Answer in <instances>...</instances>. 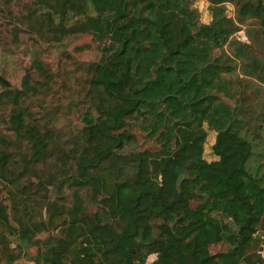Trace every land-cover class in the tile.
<instances>
[{"label":"trees","instance_id":"obj_1","mask_svg":"<svg viewBox=\"0 0 264 264\" xmlns=\"http://www.w3.org/2000/svg\"><path fill=\"white\" fill-rule=\"evenodd\" d=\"M56 1L70 10L90 3L93 14L81 26L107 45L90 82L95 114L84 117L82 144L71 156L21 108V100L37 91L31 76L21 89L0 80L3 100L15 107L11 129L31 145L32 160L41 163L58 152L65 165L75 164L59 182L77 188L73 203L54 207L61 236L40 242L37 262L264 264L258 252L264 165H252L264 157L256 150L264 138L251 132L246 110L227 101L233 82L224 73L236 69L234 59L212 55L237 31L225 8L214 6L211 24L198 26L190 0ZM238 16L264 22V0L244 2ZM232 45L243 75L264 86V62L249 54L248 44ZM36 67L46 74L42 64ZM205 123L217 133L212 161L203 157ZM136 132L154 149L125 153L139 143ZM0 144V179L16 186L10 141L0 137ZM105 172L125 177L110 186ZM86 193L95 212L86 206ZM0 222L12 227L6 206H0ZM21 225L20 239L31 242V228Z\"/></svg>","mask_w":264,"mask_h":264},{"label":"rangeland","instance_id":"obj_2","mask_svg":"<svg viewBox=\"0 0 264 264\" xmlns=\"http://www.w3.org/2000/svg\"><path fill=\"white\" fill-rule=\"evenodd\" d=\"M47 1L0 0V80L5 79L14 88L21 89L25 77L31 76L37 91L23 98L20 106L29 112L31 122H38L43 132L50 130L57 145L71 156L82 144L84 117L95 114L96 99L90 82L94 66L101 61L102 49L107 44L81 26L93 14L90 3L88 7L78 3L81 7L70 10L56 0ZM244 2L259 4L260 0H190V7L198 26L211 24L214 6H223L225 15L237 26L229 41L222 48L214 49L212 55L223 59L228 55L234 59L236 69L232 74L224 73L233 82V98L227 101L244 108L248 115L244 119L248 117L251 132L257 131L264 138V86L255 77H245L242 61L233 57L232 43L239 41L250 46L249 54L264 62V22L239 17L238 11ZM37 63L42 64L48 75L37 69ZM3 88L0 82V137L10 141L11 166L18 181L15 186L0 179V206H6L12 226L8 228L0 222V264H39L40 242L61 236V219L59 215L54 216V207L71 206L78 192L68 181L59 184L63 174L75 169V164L72 159L65 165L58 152L41 163L32 160L31 145L17 139L11 129L10 118L15 107L3 100ZM203 128L207 132L203 157L212 161L217 159L213 153L217 133L206 123ZM136 133L139 143L129 146L125 153L154 149L152 141ZM201 133L202 130L194 131L196 136ZM0 148L5 149L2 144ZM256 150L263 152V145ZM262 162L264 165L263 156L253 159L252 165ZM103 175L110 186L116 178L125 177L111 172ZM87 195L84 196L86 206L95 212L97 208ZM21 224L31 228L29 243L19 237ZM155 259L156 256H150L148 262Z\"/></svg>","mask_w":264,"mask_h":264},{"label":"crops","instance_id":"obj_3","mask_svg":"<svg viewBox=\"0 0 264 264\" xmlns=\"http://www.w3.org/2000/svg\"><path fill=\"white\" fill-rule=\"evenodd\" d=\"M258 252L262 256V258H264V240H263V243L261 244V249ZM254 264H260V263H254Z\"/></svg>","mask_w":264,"mask_h":264}]
</instances>
